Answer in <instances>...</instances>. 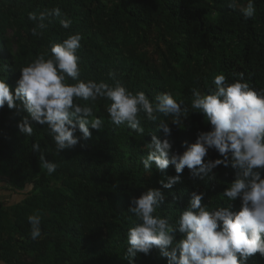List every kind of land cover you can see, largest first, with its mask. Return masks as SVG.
Here are the masks:
<instances>
[{"label": "trees", "instance_id": "16d2710c", "mask_svg": "<svg viewBox=\"0 0 264 264\" xmlns=\"http://www.w3.org/2000/svg\"><path fill=\"white\" fill-rule=\"evenodd\" d=\"M247 0H239L246 4ZM228 0H0V79L14 92L20 68L46 52L53 43L69 34L83 37L78 50L81 79L113 84L110 72L133 91H143L150 100L170 93L183 99L189 113L182 125L172 117L159 116L147 121L141 114L143 136L127 126L114 125L106 112L109 101L95 103L94 114L101 118L99 131L80 139L72 148L58 154L46 132L36 124L32 136L18 124L28 114L5 104L0 108V261L3 264H168L167 258L153 247L146 255L127 253L126 231L135 222L128 212L131 199L149 188L160 189L165 196L157 210L162 216H179L193 192L203 193L201 205L212 210L225 207L239 211L241 200H229L224 189L235 179L229 163L213 169L212 174L194 175L187 167L171 189L160 181L177 175L173 165L151 173L143 170L141 157L147 156L144 144L155 135L164 139L159 127L168 121L172 151L183 153L199 132L211 129L202 113L190 107L192 90L207 94L215 88L217 74L227 82L243 79L255 90L264 89V0H254L255 14L245 18L227 7ZM59 7L64 16H51L41 37H34V22L28 14ZM72 21L69 29L60 20ZM5 26L14 28V48L5 37ZM69 82H72L69 80ZM19 104L20 102L17 101ZM81 103L90 102L81 101ZM30 120V117H28ZM76 135L79 137L80 133ZM38 142L46 159L57 164L51 175L32 150ZM222 158L209 149L205 160ZM264 175V172H262ZM23 196L11 205L8 198ZM173 195L177 199L173 200ZM39 212L42 236L30 237L27 217ZM184 233L174 230L175 241ZM170 250V249H169ZM246 264H264L259 254Z\"/></svg>", "mask_w": 264, "mask_h": 264}, {"label": "clouds", "instance_id": "9594fccd", "mask_svg": "<svg viewBox=\"0 0 264 264\" xmlns=\"http://www.w3.org/2000/svg\"><path fill=\"white\" fill-rule=\"evenodd\" d=\"M227 7L238 9L245 18H251L256 11L254 0H247L246 4L228 0ZM64 15L59 7L44 9L39 14L29 13L28 19L34 22L31 34L43 36L51 22L49 17ZM71 24L69 18L60 20L64 29H69ZM82 39L78 32L69 34L20 68L14 92L0 79V108L6 104L9 109H22L28 114L18 124L22 132L32 136L36 124L46 125L58 154L74 147L80 139L89 138V126L97 131L101 129L102 120L94 114L95 103L100 100L110 102L106 112L114 125L127 126L141 136L144 133L141 114L147 121H156L162 115L172 117L171 123L178 127L182 125L181 117L190 111L183 99L177 100L170 93L157 95L152 101L143 91L133 93L121 84L115 72L109 73L114 80L111 85L81 79L78 50ZM239 77L229 83L220 73L214 77L215 88L207 94L192 90L190 107L203 114L211 129L199 132L183 153L172 151V142L167 138L171 134L169 123L161 120L159 127L165 138L152 135L144 144L147 156L141 157L146 174L151 173L153 164L161 171L170 164L174 166L177 175L169 176L167 182L160 181L169 189L179 181L185 167L194 175L214 176L213 169L220 165L228 167L230 163L235 179L224 189L223 196L229 200L239 198V211L225 207L209 210L201 205L204 194L193 192L188 207L178 217L162 216L157 210L165 200L164 193L149 188L132 198L128 208L135 217L126 231L129 257L137 253L147 255L153 247L167 258L168 264H246L253 255L264 257V89H253L242 73ZM81 101L90 102L91 106ZM40 149L38 142L32 144V150L40 153L42 167L51 175L57 164L46 159ZM209 149H215L222 158L206 161ZM27 220L31 239H40L41 214H31ZM177 228L185 234L179 241L173 236Z\"/></svg>", "mask_w": 264, "mask_h": 264}, {"label": "rangeland", "instance_id": "374dc122", "mask_svg": "<svg viewBox=\"0 0 264 264\" xmlns=\"http://www.w3.org/2000/svg\"><path fill=\"white\" fill-rule=\"evenodd\" d=\"M5 29H6L5 37L7 38L8 43L15 48L16 44H17V38H16V35L14 32V28H12L10 26H5ZM205 123L208 124L209 122L206 121V119H205ZM6 186H7L6 183L0 181V188H2L1 193L8 195V193H10V192L6 191V188H7ZM13 197H14L13 199H12V197L8 198V200H6L5 204L11 205L12 203H14L16 201H20L23 196L16 194Z\"/></svg>", "mask_w": 264, "mask_h": 264}, {"label": "crops", "instance_id": "0c3cea01", "mask_svg": "<svg viewBox=\"0 0 264 264\" xmlns=\"http://www.w3.org/2000/svg\"><path fill=\"white\" fill-rule=\"evenodd\" d=\"M2 238V233L0 232V239Z\"/></svg>", "mask_w": 264, "mask_h": 264}]
</instances>
